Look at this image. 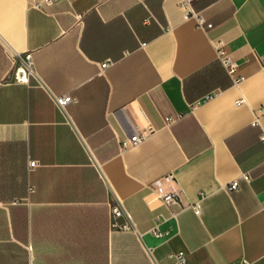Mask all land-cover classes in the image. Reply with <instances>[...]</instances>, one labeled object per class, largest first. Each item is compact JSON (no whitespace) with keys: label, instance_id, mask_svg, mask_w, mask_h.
Segmentation results:
<instances>
[{"label":"crops","instance_id":"obj_1","mask_svg":"<svg viewBox=\"0 0 264 264\" xmlns=\"http://www.w3.org/2000/svg\"><path fill=\"white\" fill-rule=\"evenodd\" d=\"M31 1L0 0V264H264V0H193L210 29L179 0Z\"/></svg>","mask_w":264,"mask_h":264},{"label":"built area","instance_id":"obj_2","mask_svg":"<svg viewBox=\"0 0 264 264\" xmlns=\"http://www.w3.org/2000/svg\"><path fill=\"white\" fill-rule=\"evenodd\" d=\"M60 0H32L30 6L37 9H44L47 6L55 4ZM193 0H179L178 7L183 12L184 19L186 20H193L196 23V26L200 29H210L212 28V24L207 23L204 16L193 10L192 8ZM215 48L217 51V55L219 60L221 61L224 68L227 72L232 76L234 82L237 83L240 81L241 76L238 75V63L233 60L226 50V44L223 40H217L215 42ZM13 61V80L18 83H28L29 75L33 72V59L31 53H25L23 55L17 54L12 58ZM114 61L107 60L105 62L100 63L101 70H105L106 68L112 66ZM208 96L207 98H209ZM77 100L73 98L71 95H63L56 97V103L61 108H64L71 102H76ZM244 102L243 99L239 100L237 103L240 104ZM256 124V122H254ZM144 136H141L139 133H135L131 135L129 138L124 139L121 142V146L124 150L134 148L137 146L142 140ZM260 140L264 143V130H262L260 134ZM30 167L33 168L37 165L36 161H30ZM243 178L247 181H250V176L245 173L243 174ZM238 182L234 181L229 186L228 189L230 190H237L238 189ZM158 196L160 197L161 201L166 204L167 206L172 205H181L182 204V197H181V190H172L168 191L165 187H159L156 190ZM195 213L199 214V207L195 204L192 206ZM111 217L112 218H122L125 217L127 220L130 219V216L125 212L122 203L119 199L111 206ZM123 229H130V224H125L121 226ZM168 235L167 231H161L160 228L154 230V236L158 239H163ZM172 264H189L187 256L184 252H177L171 254ZM233 264H252L246 259H242L238 262Z\"/></svg>","mask_w":264,"mask_h":264}]
</instances>
